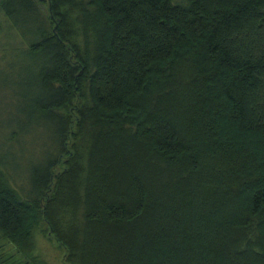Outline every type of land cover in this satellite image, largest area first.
<instances>
[{"label": "trees", "instance_id": "16d2710c", "mask_svg": "<svg viewBox=\"0 0 264 264\" xmlns=\"http://www.w3.org/2000/svg\"><path fill=\"white\" fill-rule=\"evenodd\" d=\"M0 6L57 124L28 191L0 153V264H49L39 230L66 264H264V0Z\"/></svg>", "mask_w": 264, "mask_h": 264}, {"label": "rangeland", "instance_id": "374dc122", "mask_svg": "<svg viewBox=\"0 0 264 264\" xmlns=\"http://www.w3.org/2000/svg\"><path fill=\"white\" fill-rule=\"evenodd\" d=\"M75 16V14H74ZM19 27L12 25L9 17L0 6V153L7 157L8 174L13 183L28 191V164L42 161L44 154L53 142L56 121L33 117L28 113L31 87V60H24L28 47V36H22ZM82 42L83 35H77ZM21 127V128H20ZM55 150V148L53 147ZM39 252L49 264H66L64 248L50 240L44 230L37 232ZM6 242L3 251L12 250Z\"/></svg>", "mask_w": 264, "mask_h": 264}]
</instances>
